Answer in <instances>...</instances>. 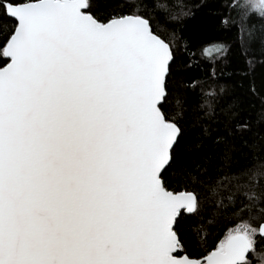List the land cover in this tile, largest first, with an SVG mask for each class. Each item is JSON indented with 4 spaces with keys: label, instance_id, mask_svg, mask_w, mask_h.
I'll return each mask as SVG.
<instances>
[{
    "label": "snow or ice",
    "instance_id": "obj_1",
    "mask_svg": "<svg viewBox=\"0 0 264 264\" xmlns=\"http://www.w3.org/2000/svg\"><path fill=\"white\" fill-rule=\"evenodd\" d=\"M186 15L182 0H0V264H264V157L182 146L196 90L210 107L225 69L264 88V0L219 13L231 43L194 46Z\"/></svg>",
    "mask_w": 264,
    "mask_h": 264
},
{
    "label": "trees",
    "instance_id": "obj_2",
    "mask_svg": "<svg viewBox=\"0 0 264 264\" xmlns=\"http://www.w3.org/2000/svg\"><path fill=\"white\" fill-rule=\"evenodd\" d=\"M110 3L118 5L122 0H109ZM204 0H182L184 11L188 15L182 16L176 27L183 29V34L188 37L194 46L211 42L231 43L233 32L228 31L220 23L219 13L228 15L229 0H218V5L212 9H201L200 5ZM214 2V0H207ZM234 3L235 0H232ZM257 29L264 25V20L258 17L250 21ZM213 51V49H209ZM259 62V52L254 54ZM178 71L184 69L174 66ZM231 68L225 69L220 76L219 84L223 86L216 88V97L210 101V107H201L196 102L200 89L196 90L193 103L185 120V141L182 146L192 148L190 155L196 157L197 161L203 157L211 158L216 152V144L224 139L237 141V148L244 141L250 146L247 156L242 157L235 153L232 157V164L237 166L251 165L256 157H264V88H261V72L258 70L255 76L256 89L253 90L251 79H243L238 76L228 75ZM198 70L192 69L190 75H197ZM181 80H175V86H180ZM198 145L201 147H192ZM172 188H178L175 182H171ZM203 194V189H201ZM195 219L188 221L185 230L191 235L199 228ZM211 241V237H209Z\"/></svg>",
    "mask_w": 264,
    "mask_h": 264
}]
</instances>
